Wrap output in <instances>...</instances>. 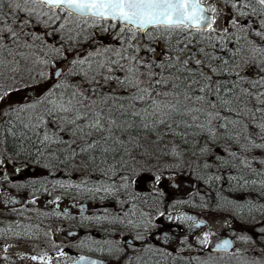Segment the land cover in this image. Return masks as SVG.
Wrapping results in <instances>:
<instances>
[{
    "label": "snow or ice",
    "instance_id": "obj_1",
    "mask_svg": "<svg viewBox=\"0 0 264 264\" xmlns=\"http://www.w3.org/2000/svg\"><path fill=\"white\" fill-rule=\"evenodd\" d=\"M252 67L258 78L245 74ZM22 72L33 86L54 79L36 98L3 111L0 184L30 192V203L50 189L114 200L121 211L105 209L82 223L112 237L110 225L130 239L93 241L97 251L106 249L118 261L132 249L135 259L129 256L126 264H160L155 257H170L147 240L159 232L167 243L162 181L180 190L185 172L211 188L227 171L229 191H257L264 199V158L256 155L264 156V0H0V101L17 90L8 81L19 77L28 86ZM152 159L157 163L149 165ZM9 165L16 174L35 165L47 175L13 183ZM65 169L83 179L48 178ZM145 173L152 180L146 194L135 190ZM0 196L15 202L7 191ZM245 209L252 220L259 217L256 238L245 232L236 237L244 249L224 239L215 251L238 264H264V203L218 195L217 211L244 219ZM168 215L193 221L190 227L204 223ZM210 235L199 240L202 249ZM9 247L3 259L11 264ZM26 258L99 264L63 250L57 257L45 251ZM199 264H213V257Z\"/></svg>",
    "mask_w": 264,
    "mask_h": 264
},
{
    "label": "flooded vegetation",
    "instance_id": "obj_2",
    "mask_svg": "<svg viewBox=\"0 0 264 264\" xmlns=\"http://www.w3.org/2000/svg\"><path fill=\"white\" fill-rule=\"evenodd\" d=\"M258 158H264L260 153H256ZM253 167L260 168V165L254 164ZM42 170V169H41ZM41 170L33 167V165L29 168L24 169L21 173L16 174L14 173L11 165L8 167V173L10 181L14 182L16 179H19L21 177H29V176H35L39 173L43 174ZM186 173V172H185ZM40 174V175H41ZM232 174H235L233 171ZM47 173L43 175L46 176ZM42 176V175H41ZM150 174L145 173L137 184L135 185V190L140 193L146 194L149 190L152 189V180L149 178ZM228 172L225 171L224 173V178H227ZM250 178H255V177H250ZM28 179H33V178H28ZM184 185L189 186L187 190L183 191L181 190L180 192H175L176 189L169 190V192H165L166 195V200L163 205L160 206V210L165 211L167 214L163 217V221H161L162 224L168 226V236H167V243H165V238L163 234L159 232H154L152 235L149 236L147 243H150L154 248H163L164 251L170 252L171 256L167 258H162V257H155L154 259H158L160 261V264H175L176 260H179L180 258H177L174 253L175 247H176V239L178 238H193L197 239V237L200 235L201 231H203L205 228H208L210 225V221L215 220L214 217L218 213L215 212L214 210L210 209L209 203H208V198L209 194L207 191V186L204 184H201L200 182L193 180L191 185L184 183ZM201 191L200 190V188ZM13 188L11 187V184H0V191H7L9 194L12 192ZM16 190V189H14ZM199 191V192H198ZM58 193V192H57ZM56 193V194H57ZM61 193V192H60ZM75 194L78 195V191H74ZM44 195L43 192L37 193V195ZM62 195H55V196H60V200L58 202H53L55 199L52 201V203L47 204L48 198L42 197L43 200V205H39V202L35 203H28L24 202V200H21L20 197H17L14 194H10V196L13 198L15 201L14 203L11 202H5V198H2V205H0V240L5 241V240H11V243L18 240H21L22 238H30L34 237L33 232L40 231L42 228L46 227V221L47 217L55 216L56 219L60 216L64 217H69L75 220L76 222L79 221V219H83V217L90 215L91 216H96V215H101L103 214V208H100L99 206H90V204L86 201V199H78L76 197L72 196H64L63 193ZM39 197V196H37ZM36 197V198H37ZM41 197V196H40ZM67 197V198H64ZM203 197V200L201 199ZM71 198V199H70ZM233 199L240 200L243 202V200L246 199H252L258 202L255 198L254 195L248 192H237L232 196ZM255 198V199H254ZM65 199H68L67 203H64ZM184 200V201H190V203H182V204H176V200ZM113 203L114 205H112ZM65 205L66 207L63 209V213L60 212V205ZM112 206V214H116L117 212L121 211L119 208V205H117L115 202H109ZM107 204V205H108ZM201 205H206L205 207H202ZM111 208V207H110ZM15 209V210H14ZM90 209H93V213H90ZM150 210V209H149ZM67 213V215H65ZM171 214L172 217H185V216H191L194 217V220L196 223H199L200 221H203L204 223L200 225V227H190V225L193 223V221H187L184 219H169V215ZM247 214V209L244 210V215ZM248 215V214H247ZM226 217L227 214H225ZM249 221L251 220H246V219H241V220H236V219H230L227 224V231H222V235L220 238L216 241H214L212 244H209L207 247V250L212 253V254H222V253H216L213 251L215 248V245L219 243L221 240H224L226 237H230L232 240H234V236L230 233V231H240L243 232L244 227L243 224H240V221ZM258 220V219H256ZM236 221L238 224H236V227H234ZM255 222V221H252ZM18 225L20 227H18ZM95 228L98 229L99 226L93 224ZM253 227V226H252ZM101 227H99L100 230ZM11 229V231H9ZM245 231H252L250 227H245ZM15 232H19L20 236L17 237L14 235ZM127 233V231H125ZM71 235H77L78 228L73 229L71 232H67L66 234ZM226 233V234H225ZM126 238L128 237V233L125 234ZM7 238V239H6ZM34 239V238H33ZM130 239V238H129ZM193 246H196L197 244L193 243ZM137 247H141V242L137 241L136 242ZM89 255L101 258L105 260L106 264L108 263V257L105 254H100L97 252L94 248L92 250L88 251ZM107 253V252H106ZM5 255L4 251L0 253V261H4L9 263L8 261H5L3 259V256ZM7 255L11 257V263H20L23 262V264H28L33 263V264H38L36 261H31L30 259H27L26 257H29L31 255H37L34 252H19V253H8ZM69 255V254H68ZM78 255H71L78 257ZM129 256L133 257V260L135 259L132 249H128L127 253L125 254L123 258V264H126V261ZM55 257V256H53ZM57 257V255H56ZM181 261V260H180ZM54 264H59V260L54 259ZM151 264V262H150Z\"/></svg>",
    "mask_w": 264,
    "mask_h": 264
},
{
    "label": "rangeland",
    "instance_id": "obj_3",
    "mask_svg": "<svg viewBox=\"0 0 264 264\" xmlns=\"http://www.w3.org/2000/svg\"><path fill=\"white\" fill-rule=\"evenodd\" d=\"M205 4L208 3V0H204ZM219 27V25H217ZM105 42L106 43H112L110 37H105ZM61 68L63 65L60 66ZM36 71H39V69H36ZM35 74V73H33ZM245 74L249 76V78L255 79L258 78L260 73L257 71L255 67L245 69ZM22 76H25V81L28 86L25 85V82H21L19 80V77H17L16 80L13 81H8V83L15 85L16 91H11L10 95L5 101H0V123L2 121V113L5 109H7L10 106H15L18 104H23L25 102H28L30 98L34 99L36 98L37 95L42 94L44 91L47 90L48 87H50L53 83V79L48 80L44 84H38L33 86L34 82L31 80L27 79L26 73L22 72ZM0 83H4L3 79L0 78ZM2 91V89H0ZM224 143V142H222ZM170 162V161H169ZM141 163H144V160H141ZM157 161L155 159H152L149 161V165L156 164ZM163 163V161H161ZM41 170V169H39ZM44 172L43 174L39 173L35 176H29V177H21L19 179H16L13 183H23L25 180H28V178H33V179H40L43 178V175L47 171L41 170ZM69 170L65 169L64 172H58L56 173L55 178L60 179V180H71L73 183H80V181L83 179L82 175L80 173H70L69 175H65L64 173H68ZM42 176H41V175ZM8 175H10L8 173ZM195 176V175H194ZM193 175H189L188 172L184 173L183 178L181 180V189L176 190L175 192H180L181 190L185 191L188 189L189 186L184 185V183H187L191 185L193 182ZM45 177V176H44ZM70 177V178H69ZM95 177V176H94ZM95 180V179H93ZM151 186L152 185H148ZM200 188V187H199ZM202 188H200L199 191H201ZM162 190L165 192H169V190H173V188L170 186V184L165 180L162 181ZM12 192L10 194H14L17 197H20L21 200H24L26 204L30 203L29 201L32 199V196L30 192L27 191H17L12 189ZM51 191V190H50ZM198 191V192H199ZM52 192L51 194L48 193H43L44 195H37L39 197L36 198L37 202H39V205H43V198L46 197L48 198L47 204L52 203V201L55 199V195H62L60 192ZM64 194L65 191H63ZM65 195V196H66ZM41 196V197H40ZM2 198L3 196H0V205H2ZM67 198V197H66ZM86 201L90 204V206H99L100 208H103V212L105 209H107L110 213H113L112 206L108 204L111 202L110 200H104L101 201L99 197H97L95 200H93L91 197H86ZM209 199V198H208ZM68 199H65L64 203H67ZM209 203V202H208ZM31 204V203H30ZM108 204V205H107ZM114 205L113 203H111ZM60 212L63 213V209L66 207L65 205L63 206L62 204L60 205ZM111 207V208H110ZM210 209L214 210L212 206L209 204ZM93 209H90V213H93ZM218 214L215 215L213 221H210V225L208 228H205L203 231H201L200 235L193 240V238H188V237H182L176 239V247L173 255H175L177 258H180L181 264H199V260L201 259H207L209 255L213 257V264H238V261L235 259H230L228 256H225L224 254H212L210 253L207 248L202 249L201 245L199 243V240L202 239L203 234L205 232H211L212 235L209 236V244H212L214 241L218 240L220 236L222 235V231H227V224L228 221L231 219L228 215V217L225 216L222 212H219L217 210H214ZM102 212V213H103ZM91 215V214H90ZM89 216V215H87ZM83 219H79L78 222L73 220L72 218L69 217H64L60 216L58 219L56 217L51 216L47 217L46 221V227L42 228L40 231L33 232L34 234V239L32 237L28 238H22L21 240H18L11 243V240H5L1 241L0 240V253L4 251V246L6 244H10L11 247L8 248V253H19V252H34L37 255L43 254L45 251H47L50 255L55 256L58 255V252L63 250L67 252L70 256L71 255H78L82 253H88L89 250H92L94 248L95 250L97 249V245L93 243V241H103L105 239H120L121 243H123L124 239L126 238L125 234H127L125 231L123 232H117L116 229H114L110 225H105L110 231L114 233L112 237H109L105 234V231L103 228L99 227L98 229L95 228L93 225H88L87 222H83ZM232 220V219H231ZM163 221V219H162ZM238 221V220H237ZM236 221L234 227H236V224L238 222ZM255 221V222H252ZM251 222L249 221H240V224H243L244 230L245 227H250L252 231H245L246 234L252 235L254 238H256V232L253 230V224H255L258 220H252ZM78 228V234L77 235H71L70 237L65 236L67 232H71L73 229ZM243 232L234 230L230 231V233L227 234H232L234 236V243L236 248L244 249L247 247L246 245L241 244L236 237L239 234L245 233ZM226 234V233H225ZM7 239V238H6ZM84 242L83 245H81V242ZM182 241H185V243H181ZM195 243L197 244L196 246H193L192 244ZM53 245H56V247H53ZM97 251V250H96ZM259 249H256V252H258ZM100 254H105L107 257V250L100 252L97 251ZM245 255L251 259L254 255L252 251H249L245 253ZM125 256V255H124ZM122 256L118 261L116 260L115 256H109L108 257V263L109 264H123V258ZM0 264H9L4 261H0ZM11 264H23V262L20 263H11ZM28 264H33V263H28Z\"/></svg>",
    "mask_w": 264,
    "mask_h": 264
},
{
    "label": "trees",
    "instance_id": "obj_4",
    "mask_svg": "<svg viewBox=\"0 0 264 264\" xmlns=\"http://www.w3.org/2000/svg\"><path fill=\"white\" fill-rule=\"evenodd\" d=\"M225 58L227 59V55L225 54ZM51 87V86H50ZM3 122V120L1 121V123ZM151 139V138H150ZM165 142H167V141H165ZM222 142H224L223 140L221 141V143ZM12 143H13V141H12V138L11 137H9V139H8V146H9V149H11V146H12ZM201 143H203V140L201 141ZM33 167H35V168H37V169H43V168H38V167H36L35 165H33ZM43 170H45V169H43ZM46 171V170H45ZM194 176V175H193ZM49 179H53V178H55V177H48ZM70 178V177H69ZM56 179V178H55ZM93 179H95V177H93ZM193 179L194 180H196V181H198V182H200L201 184H203L201 181H199L197 178H196V176H194L193 177ZM229 187H230V185H229V183L227 182V178H224L221 182H218V183H215V184H213V186L211 187V188H209L208 186H207V191H208V194L210 195L209 196V199H207L208 200V202H209V204L212 206V208H214V210H216V204H217V199H218V195H222V196H225V197H227L228 199H233L232 198V196L235 194V193H237V192H235V191H229ZM51 190V189H50ZM52 192H61V193H63V190H51ZM74 191H75V189H72V190H69V191H67V192H65V193H67V195L66 194H64L63 193V195L65 196H74V197H76V198H78V199H81V200H83V199H85L86 197H89L87 194H82L81 192H79L78 191V195L77 194H75L74 193ZM248 193H251L252 195H254L255 196V198H256V200L258 201V202H261V203H264V199H262L261 197H260V195H259V193L257 192V191H247ZM241 193H243V192H241ZM254 198V199H255ZM107 200H110V201H112V202H115L114 200H111V199H107ZM116 203V202H115ZM117 204V203H116ZM118 205V204H117ZM220 212V211H219ZM223 213V212H222ZM223 214H227V216L229 215V217L231 218V219H236V220H241L239 217H236V216H234V215H232L231 213H229V212H224ZM244 219H246V220H251V218L246 214V215H244ZM256 219H259V217H257ZM176 263L175 264H181L182 262L180 261V260H176L175 261Z\"/></svg>",
    "mask_w": 264,
    "mask_h": 264
},
{
    "label": "water",
    "instance_id": "obj_5",
    "mask_svg": "<svg viewBox=\"0 0 264 264\" xmlns=\"http://www.w3.org/2000/svg\"><path fill=\"white\" fill-rule=\"evenodd\" d=\"M66 236L69 237V236H70V233H69V234H66ZM225 239L232 240L230 237H226ZM232 241H233V240H232ZM213 251L216 252V251H215V248L213 249ZM79 256H81V255H79ZM79 256H78V257H79ZM82 256H85V257H86L87 259H89V260H97V261L99 262V264H105V261H104V260L99 259V258H96V257H94V256H90V255H86V254H82Z\"/></svg>",
    "mask_w": 264,
    "mask_h": 264
}]
</instances>
